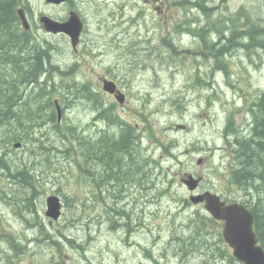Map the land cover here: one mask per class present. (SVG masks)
I'll list each match as a JSON object with an SVG mask.
<instances>
[{"label":"rangeland","instance_id":"obj_1","mask_svg":"<svg viewBox=\"0 0 264 264\" xmlns=\"http://www.w3.org/2000/svg\"><path fill=\"white\" fill-rule=\"evenodd\" d=\"M31 1V13L33 12L34 17L29 15L31 23H39L40 13L50 14L56 19H65L68 15L69 2L53 5L46 0ZM180 1L182 0H71L74 10L79 12L84 19V26L86 25L82 36L85 41L80 47L85 58L78 57L79 68L75 73L71 68L75 60L72 61L71 58L76 57L70 49L69 41L66 42L63 38H58L59 36L51 37L42 28H37L38 26L34 28L40 29L38 34L54 44V61L70 63V66L67 65L69 78L77 76L87 79L96 88H101L97 76L107 73L108 68L110 71L112 68L111 72H116L119 85L126 94L125 101L117 103L111 96H103L113 101L116 111L124 119L137 121L140 132L145 137L144 144L156 149L160 145L156 139L176 142L168 149L174 158L168 156L163 147L157 150L158 158L167 166L166 175L156 180V189L142 191L150 193L149 200L147 201V197L142 198L141 205L136 208L142 214L143 218L140 219L149 223L151 228L140 227L143 222L139 220L132 221L134 231L128 241L125 239V219H118L114 214L105 211L111 200L99 194L94 197V190L85 188V184L80 191L77 188L80 186L76 184L78 178L69 175L72 166L68 165L62 153L50 150L48 160L52 161V166L44 175L46 185L37 199L39 213L38 216V211L34 213V218L47 223L43 216L44 196L56 191L63 193L61 218L52 225L48 223L43 231L45 233L42 234L38 226H29L9 206L0 202V221L4 222L2 233L13 235L12 239L22 240L19 264L162 263L160 260L165 254L163 245L166 246V243L159 242L155 245L158 235L165 238L170 235L167 248L176 250L179 246L178 241L174 240L178 234L173 232V226L179 215L178 207L183 208L180 197L189 196L186 187L180 183V178L186 173L201 175L204 176V186L213 183L214 186H223L226 189L224 193L227 192L228 168L224 169L227 163H224L223 157L230 152L224 140V136L230 134L226 127L227 118L231 116L232 127H236L248 113L246 107L254 95L264 86V49L239 47L232 55H224V71L214 70L213 58L196 50L197 43L192 35L183 31L182 24L177 23L195 17L202 20V23L213 21L212 26L217 29L223 23L222 17L234 13L240 5L247 3L250 8L260 7L262 0H209L207 6L213 7L210 18L201 11L193 16L192 12L185 9H188L187 5H179ZM188 1L193 9V0ZM169 39L176 47L175 50L172 49V52H177L176 61H170L165 51ZM98 46L100 55L97 53L98 57H92L93 52L99 50ZM57 75L55 81L58 83L66 80ZM195 79L209 81L211 84L194 85ZM216 95L218 99H215ZM34 105L32 115L35 121L40 122L36 113H40L42 107L38 102ZM66 115L79 125L103 127L102 120L93 123V113L83 105H72ZM29 145L32 147L31 143ZM205 146L211 150L202 151ZM9 150L10 154L20 158L31 154L27 146L24 150H21V146H12ZM198 160L200 163H197ZM168 182L169 186L172 185L171 192L174 197L179 199L178 204L166 199L168 192L167 196L163 192L156 195V191L164 189ZM68 194H81L80 197L82 201H86V205L72 201L74 206L66 210L65 204L71 200ZM64 197L67 199L64 200ZM130 200L132 199L128 195L118 204L113 200L112 202L119 206ZM132 206L131 201L127 209ZM162 208L167 209L166 214ZM192 208L195 209L196 206ZM171 211H175L176 216L173 225L168 226V221H172ZM146 212L148 216L144 218ZM112 224H116L118 228H111ZM192 243L196 246L194 241ZM140 249L143 252L140 253Z\"/></svg>","mask_w":264,"mask_h":264},{"label":"trees","instance_id":"obj_2","mask_svg":"<svg viewBox=\"0 0 264 264\" xmlns=\"http://www.w3.org/2000/svg\"><path fill=\"white\" fill-rule=\"evenodd\" d=\"M208 1L193 0V9L188 0L178 3L187 5L188 9H185L192 12L193 16L201 11L210 18L213 7L207 6ZM261 2L260 7L250 8L247 3L240 5L234 13L222 17L223 23L217 29L212 26L213 21L202 23V20L195 17L177 24H182L183 31L192 35L197 43L196 50L213 58V69L224 71V55H232L239 47L264 49V0ZM69 3L70 7H74L71 0ZM31 5V0H0V202L9 206L29 226H38L42 234L45 233L43 231L47 223L35 220L34 213L38 211V216L36 202L46 185L44 175L52 166V161L48 160L51 150L62 153L68 165L72 166L69 175L78 178L76 184L80 186L77 187L80 191L85 184V188L94 190L93 195L96 197L99 193L97 189L100 188L105 198H111L117 204L125 198V192L129 191L132 208L127 210L126 207L108 204L105 211L118 219H130L131 223L139 220L144 223L140 227L150 229V224L140 219L143 218L142 214L136 208L141 205L142 198L147 197V201L149 200L150 193L142 191L156 189V180L166 175L167 166L158 158L157 150L163 147L165 153L173 157L168 149L176 141L163 142L156 139L160 143L156 149L144 144L145 137L140 132L137 121H127L121 117L115 111L114 104L107 102L102 94L98 116L103 122L102 128L91 127V124L80 126L67 118L66 114L72 105H83L94 113V123V96H98L97 89L90 81L79 78L76 80L73 76L64 78L63 66L52 59L54 44L33 31L38 26L37 22H32L30 29H23L17 10L23 8L27 15L33 17ZM172 49L175 50L176 47L169 39L165 51L170 61H176L177 52H172ZM76 68L77 64L73 66V69ZM57 74L66 80L58 83L55 81ZM204 84L209 85L211 82L201 79L194 81V85ZM55 97L62 99L64 113L61 120H57L53 101ZM37 102L42 107L40 113L37 112L38 107L36 109V118H40V122L35 121L32 115L35 109L32 105ZM246 108L248 113L236 127H232L233 118H227L226 127L230 134L224 136V140L230 152L223 156L224 163H227L224 169L228 168L227 192L224 193L226 189L223 186L214 188L224 198L240 201L250 210L254 229L264 248V88H260ZM242 128L246 129L244 133ZM16 142H21V150L28 147L31 151L27 155L29 158L10 154L9 148ZM29 143L32 147H29ZM209 149L211 150L205 146L202 151ZM165 186L167 188L157 190L156 195L159 196L162 192L166 195L168 192L166 199L178 203L179 199L171 192L172 185L169 186L168 182ZM56 193L63 196L61 191ZM68 195L71 200L65 201L66 210L74 206L72 201L86 205L81 194ZM180 199L184 217L174 223L176 212L171 211L172 221L167 224L172 226L174 223L180 229L177 236L179 246L176 250L170 249L173 256L175 254L183 259V264H237L223 241L219 228L215 229L221 223L203 210L193 209L187 198ZM162 210L164 214L167 213V209ZM148 212L144 214V218H147ZM85 225L89 226L88 223ZM3 227L4 222L1 220L0 264H19L22 240L12 239L13 235L2 233ZM116 227L115 224L111 228ZM131 229L134 231L132 224ZM54 241L60 244L57 240Z\"/></svg>","mask_w":264,"mask_h":264},{"label":"water","instance_id":"obj_3","mask_svg":"<svg viewBox=\"0 0 264 264\" xmlns=\"http://www.w3.org/2000/svg\"><path fill=\"white\" fill-rule=\"evenodd\" d=\"M50 3H61L66 0H46ZM24 27H28V21L22 9L18 10ZM39 20L43 23L46 31L57 33L63 32L70 38L74 47L79 40L82 30V21L78 13L74 10L69 12L65 20H57L48 15H41ZM115 83L110 80H104L103 88L109 92L115 90ZM117 99L122 102L123 94L117 93ZM60 116V115H59ZM58 116V117H59ZM19 143H16L18 146ZM182 182L188 186L189 190H194L199 179H194L192 175H187ZM194 203L204 202L205 210L214 218L223 221L222 235L224 240L232 247L233 255L244 264H264V251L257 245L256 236L252 230L253 216L248 208L238 202L226 203L220 199L216 193L205 191L190 197ZM61 213V203L57 195L51 194L46 198L45 214L56 220Z\"/></svg>","mask_w":264,"mask_h":264},{"label":"flooded vegetation","instance_id":"obj_4","mask_svg":"<svg viewBox=\"0 0 264 264\" xmlns=\"http://www.w3.org/2000/svg\"><path fill=\"white\" fill-rule=\"evenodd\" d=\"M146 1H149V0H145V2ZM157 1V0H156ZM59 5V4H58ZM61 5V4H60ZM156 9H158V7H156ZM82 20H84V19H82ZM83 23L85 24V22L83 21ZM86 26V25H85ZM85 26H84V29H85ZM57 35H59L60 37H62L64 40H66L67 42H68V36L66 35V34H63V33H60V34H57ZM84 34H83V32H82V34L80 35V39L82 40H79V42H81V43H79L78 44V46H76L75 48H72L71 47V49H72V51H73V55L76 57V59H77V62L79 63V60H78V57H81L82 59H84L85 58V55H84V53L83 52H81L80 51V47L82 46V42L83 41H85V39L83 38L82 39V36H83ZM98 49L100 50V47L98 46ZM94 55H95V53L92 55V57H94ZM64 59V58H63ZM74 57L73 58H71V60L73 61V60H76ZM77 64V63H76ZM69 66H70V64H69ZM113 76V74H112V72H111V74H109V73H104V74H102V75H98L97 76V81H102L104 78H112V80H114L115 81V83H116V85H117V87L121 90H123V88H121L120 87V85L118 86V82H117V78L118 77H115V78H113L112 77ZM87 80V79H86ZM87 81H89V80H87ZM91 82V81H90ZM96 93H97V95L98 96H95V98H94V100H96L95 102V106H94V111H95V115H96V122L97 121H99L100 119H99V113H100V110H99V100H100V97H101V94H103V95H107V96H111L112 98H113V94H111V93H108V92H104V91H102L100 88H98L97 89V91H96ZM57 100H58V104H59V106H60V108H61V110L63 111L64 109H63V105H62V103H61V101H62V99L60 98H57ZM54 104H55V101H54ZM55 106H56V104H55ZM56 109V108H55ZM97 127H99V126H97ZM97 190H99V194L101 193V191H100V188L99 189H97ZM127 191V190H126ZM124 195H126L125 197H127L128 195L131 197V193L129 192V191H127V192H125V194ZM224 200H226L225 198H224ZM130 202H131V200H130ZM130 202H124L123 204L124 205H128ZM226 202H228V201H226ZM124 226L127 228V232H126V240H130V238H131V236H132V229H131V220L130 219H128L125 223H124ZM174 229V233H176V231H178L179 230V228L178 227H175V228H173ZM170 239V235L167 237V238H165V236L164 237H162L161 235H158V238L156 239L157 240V243L155 244V245H157L159 242H163V243H166V246L165 245H163V248H165V254H164V256L162 257V259L160 260V261H162V263H159V264H183V259H181L180 257H177L175 254H174V256H173V252H171V250H170V248L168 247L167 248V244H168V240ZM175 241H178V237L176 236L175 237V239H174ZM141 252H143L141 249H140V253ZM145 253H147V252H144V254ZM144 254H143V256H144ZM159 261V262H160ZM141 262V261H140ZM143 263V262H142ZM208 264H211L210 262H208Z\"/></svg>","mask_w":264,"mask_h":264},{"label":"bare ground","instance_id":"obj_5","mask_svg":"<svg viewBox=\"0 0 264 264\" xmlns=\"http://www.w3.org/2000/svg\"><path fill=\"white\" fill-rule=\"evenodd\" d=\"M55 62H57V63H60L61 64V66H63V69H62V73H63V75H66V76H68V74H69V72H68V67H67V65L68 64H70V63H68L67 64V62L65 61H62V60H57V61H55ZM54 62V63H55ZM56 64V63H55ZM31 87V85H29V88ZM264 88V86L261 88V89H263ZM259 90H260V88H259ZM16 93V92H15ZM24 95V94H23ZM26 95V94H25ZM255 96V95H254ZM50 98V97H49ZM215 99H218V97H217V95H216V98ZM253 99V98H252ZM209 106H211V105H209ZM94 114V113H93ZM97 115V114H96ZM241 131L244 133L245 131H246V129H241ZM97 133H98V131H97ZM159 195H161V194H159ZM178 204V203H177ZM178 209H179V215H178V217L175 219V223L178 221V219H180V218H182V217H184V207L181 209V207H178ZM176 233L177 234H179L180 232H178V231H176Z\"/></svg>","mask_w":264,"mask_h":264}]
</instances>
